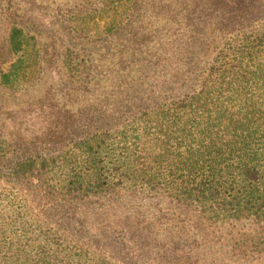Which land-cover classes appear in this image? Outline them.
I'll return each mask as SVG.
<instances>
[{
    "label": "trees",
    "instance_id": "trees-1",
    "mask_svg": "<svg viewBox=\"0 0 264 264\" xmlns=\"http://www.w3.org/2000/svg\"><path fill=\"white\" fill-rule=\"evenodd\" d=\"M100 18L78 15L59 51L42 138L0 132V179L43 191L0 192V264H264V0L192 11L184 35ZM26 42L11 29L0 85L15 98L39 86ZM48 107L10 114L27 125L23 110Z\"/></svg>",
    "mask_w": 264,
    "mask_h": 264
},
{
    "label": "rangeland",
    "instance_id": "rangeland-1",
    "mask_svg": "<svg viewBox=\"0 0 264 264\" xmlns=\"http://www.w3.org/2000/svg\"><path fill=\"white\" fill-rule=\"evenodd\" d=\"M131 1H133V6L129 9L128 2L125 0H0V74L8 69L20 54H14L8 44L11 29H19L27 39L23 47L26 55L36 54L34 58L25 60L24 64L33 67L32 69L37 70L40 76L39 86L19 98L10 95L9 91L3 92L4 89L0 85V132L4 133L6 138L12 136L14 129L18 126L22 128L25 126L30 137L40 136V139L42 138L43 131L51 118L46 114L54 110L52 103H59L58 94L55 93L58 54L66 42L76 41L73 37L77 35L78 29L74 20L78 15L85 13L101 15L98 20L99 28L103 25L102 20L105 18L110 20L125 17L128 20L136 21L137 26L138 24L142 26L138 29L139 34L147 33L150 36H156L177 33L184 35L195 29L193 23L187 19L192 11L193 15H197V20H203L206 9L216 10L224 3H228V0H210L209 3L205 0H195L196 7H190L188 3L183 4V0ZM101 5L115 8V11L104 13L91 11ZM187 24L192 27H188ZM185 26H187V32ZM84 46L85 48L90 47L87 44ZM24 86L28 87L29 83H25ZM25 102L49 105V107L47 110H41L43 115L39 118H36L37 110H34L35 112L23 110L24 120L27 122V125H24L23 119L10 114V112H14L16 108H22ZM19 122H23V124H17ZM38 182L41 181L31 180L21 185L12 186L0 179V192L18 191L29 195L41 194L43 191L36 188ZM45 203L46 201H43L42 198L40 202H35V205L28 202L34 212L43 207ZM47 226L52 227L53 225L50 223ZM62 232L79 246L87 247L90 250L95 249L97 254L106 258L113 257L111 250L102 243L80 236L71 230Z\"/></svg>",
    "mask_w": 264,
    "mask_h": 264
}]
</instances>
